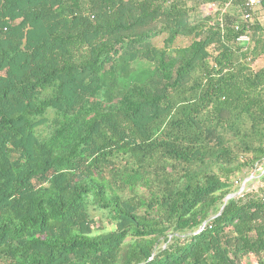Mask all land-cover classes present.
<instances>
[{"label": "trees", "instance_id": "16d2710c", "mask_svg": "<svg viewBox=\"0 0 264 264\" xmlns=\"http://www.w3.org/2000/svg\"><path fill=\"white\" fill-rule=\"evenodd\" d=\"M246 1L0 0V264H264V193L225 204L264 162Z\"/></svg>", "mask_w": 264, "mask_h": 264}, {"label": "rangeland", "instance_id": "374dc122", "mask_svg": "<svg viewBox=\"0 0 264 264\" xmlns=\"http://www.w3.org/2000/svg\"><path fill=\"white\" fill-rule=\"evenodd\" d=\"M195 0H188V6H193ZM230 13L235 14V12L231 9V6L228 7L226 5L225 7H221L218 4H210L207 6H201L200 12L196 10V12L193 13L192 20L196 19L199 15H202L203 17H207L208 15L211 17H214L217 15V13ZM199 13V15H198ZM195 15H198L195 17ZM164 37H158L154 40V45L158 48H162L164 45ZM191 43L190 37H182L176 42V47H187ZM262 65H264L262 61ZM252 70L258 71L261 68V62H257L256 64L253 63L251 66ZM238 178L233 179L235 181V186H239V188H243V192L241 195L237 197H242L243 194L246 193H257L260 191V193H264V162L257 166L256 169L251 171H245L243 174H238ZM238 182V183H237ZM89 213L91 217L97 222L96 227H101L100 229L104 228L105 232H108L112 229V225L108 221L106 217H104V213L98 212L93 209V207L89 208ZM242 264H256V258L253 256H249L242 259Z\"/></svg>", "mask_w": 264, "mask_h": 264}, {"label": "built area", "instance_id": "2783aa9c", "mask_svg": "<svg viewBox=\"0 0 264 264\" xmlns=\"http://www.w3.org/2000/svg\"><path fill=\"white\" fill-rule=\"evenodd\" d=\"M260 5V0H247L242 6L243 14L242 20L245 23L252 21L253 12ZM236 30L238 28L236 27ZM239 42H249L248 36H242L238 39ZM241 195V194H240Z\"/></svg>", "mask_w": 264, "mask_h": 264}, {"label": "water", "instance_id": "95a60500", "mask_svg": "<svg viewBox=\"0 0 264 264\" xmlns=\"http://www.w3.org/2000/svg\"><path fill=\"white\" fill-rule=\"evenodd\" d=\"M243 192V188H241L236 194L234 195H230L225 199V204L227 203L228 200L236 198L237 196H239L240 194H242ZM224 208V207H223ZM223 210V209H222ZM206 225V223L203 225V227L201 228V231L203 230L204 226Z\"/></svg>", "mask_w": 264, "mask_h": 264}, {"label": "crops", "instance_id": "0c3cea01", "mask_svg": "<svg viewBox=\"0 0 264 264\" xmlns=\"http://www.w3.org/2000/svg\"><path fill=\"white\" fill-rule=\"evenodd\" d=\"M258 7H259V6H258ZM259 11H260V10H259ZM260 14H261V23L264 24V12L261 11ZM260 62H261V68H262L264 65H262V61H260ZM263 63H264V62H263Z\"/></svg>", "mask_w": 264, "mask_h": 264}]
</instances>
